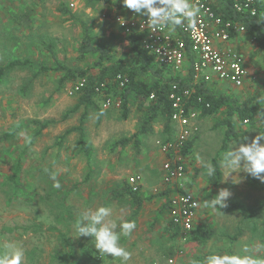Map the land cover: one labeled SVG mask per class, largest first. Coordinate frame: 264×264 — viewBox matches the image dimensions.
Listing matches in <instances>:
<instances>
[{
  "label": "rangeland",
  "instance_id": "rangeland-1",
  "mask_svg": "<svg viewBox=\"0 0 264 264\" xmlns=\"http://www.w3.org/2000/svg\"><path fill=\"white\" fill-rule=\"evenodd\" d=\"M110 1L113 3L92 0H0V66L12 61L31 60L53 67L57 60L71 68L90 69V73L96 75L98 70L89 68L91 59H77L80 27L59 11L62 5L72 15L89 24L97 45H105L118 58L130 61L127 36L111 23V13L117 8L113 4L122 1ZM71 4L75 7L71 8ZM104 14L111 19L104 20ZM42 42L54 43L53 54L43 48ZM239 46L247 60L250 77L245 89L230 90L227 94L241 101L249 96L255 97L257 103L264 107L263 51L245 39L240 40ZM32 72L30 68H16L0 85V135L26 126L22 133L30 137V142H26L25 135L20 133L16 141L0 145V256L4 254L7 243H15L25 250L21 264H50L54 249L59 244L58 233L51 231V226L56 225L53 216L60 212L66 215L65 210H71L79 222L68 219L67 224H57V228L68 234L77 250L82 242L94 245L91 239L79 236L75 226L80 223L84 211L103 205L112 208V218L117 222L123 219L136 223L132 234L122 236L120 240L121 245L132 254L127 264H193L212 253L247 255L264 261V243L261 240L264 234V182L238 169L236 171L239 172H233L226 178L229 170L221 166V183L210 186L204 173L196 172L211 163L221 148L226 131V128L218 126L221 114L203 119V128L197 137L188 170L190 173L181 185V190L193 194L200 202L198 225L214 228L218 236L205 245L184 242L170 228L167 209L170 195L163 194V181L157 185L150 178L148 184L143 185L140 195L145 202L137 216L134 215V202L128 193L122 191L129 176L135 173L150 175L153 168L162 170L160 149L156 142L164 138V132L161 133L163 127L156 126L155 134L142 139L144 148H141L140 157L131 147L127 150L114 149L120 138L136 133L139 112L132 101L130 116L124 120L120 99H113L116 103L109 109H104L103 100H98L101 116L89 110L85 124L88 138L96 151L92 164L94 171L90 173L85 157L79 153L74 134L62 146L56 145L66 130L79 125L85 113L81 108L63 120L65 114L78 104V95H70L75 82L68 83L58 91L60 75L50 72L38 77L29 93L23 95L22 86L31 78ZM45 121H56L57 124L32 141L39 128L34 122ZM236 130L238 136L230 140V149L236 142L250 143L256 135L264 133L262 127L251 128L241 121H237ZM18 160L25 170L20 182L22 189L16 198L8 201L3 191L11 192V188L4 185V180L11 175ZM53 184L62 198L66 196L63 209L53 207V204L60 203L59 196H47ZM222 188L232 193L227 206L216 209L205 207V203L211 201ZM251 211H254L252 219L255 230L249 220ZM234 236L237 238L233 239ZM168 248L180 250L173 263L166 256ZM100 259L106 264H121L119 258L112 259L110 255Z\"/></svg>",
  "mask_w": 264,
  "mask_h": 264
},
{
  "label": "trees",
  "instance_id": "trees-1",
  "mask_svg": "<svg viewBox=\"0 0 264 264\" xmlns=\"http://www.w3.org/2000/svg\"><path fill=\"white\" fill-rule=\"evenodd\" d=\"M95 2H103L105 4H111L110 0H92ZM118 10L124 11L126 8L122 2L113 4ZM214 10L224 18V20H232L243 22L246 27L244 38L247 41L255 43L264 54V13L258 16H250L237 13L233 9L232 0H219L214 6ZM59 11L69 16L71 20L76 21L80 27L81 40L77 49L79 61H87L91 59L89 68L98 70L96 75L90 73V69H77L71 68L60 61L55 60L54 66L49 67L45 62H34L31 60L12 61L6 66H0V85L4 82L10 71L16 68H30L32 72L31 78L26 80L22 86L21 93L27 95L34 84L35 80L47 73L55 72L60 75L58 80V91H61L68 83L76 82L77 80L85 79V85L80 90L78 95V104L68 113L65 114L63 120H66L71 114L77 112L83 108L85 110L84 115L78 126L72 127L66 130L58 139L56 145L62 146L64 141L71 135L76 136L77 146L79 153L82 154L89 168V172L92 173L94 168L92 164L95 161L96 151L92 147V144L88 138L86 130V120L89 115V110H94L101 116L102 111L98 107V100H103L101 96L96 92V88L100 87L103 83L108 82L104 87V92L112 99L118 98L121 102L122 118L127 120L130 116L129 107L131 102L134 101L135 108L139 112L137 131L130 137L120 138L113 148L126 149L130 144L134 145L136 150L140 149L141 140L153 135L155 133V127H163L164 141L172 140L174 134V127L172 124V116L174 109L172 107L171 95L174 92V87L177 86L179 91L185 90L190 87L192 83V72L189 68L187 75L182 76L180 73L176 74L172 68L162 66L157 62L154 56L149 54L142 46L141 35L127 36L126 42L129 49L130 61L125 58H118L114 55L110 49L105 45H97L96 38L89 26L85 21L80 20L76 16L72 15L69 9L62 5ZM43 48L50 54L54 52V43H43ZM122 75L128 79V83L124 88H120L118 83L114 79ZM112 95V96H111ZM196 97H202L203 103L196 102ZM194 107L201 112V117H211L218 114L223 115V119L218 123V126L226 128L224 139L215 158L211 161V164L216 168V173L213 176L207 175L206 167L201 168L197 173L203 172L207 182L211 186H217L222 181V169L220 160L224 154L230 149V140L236 138L238 133L236 131V119L247 123L251 128L262 127L264 129V107L257 103V98L249 96L245 100L241 101L237 98H233L227 95L216 94L211 89H208L206 84H200L195 90L193 96ZM209 105V107H207ZM39 128L32 137V141H35L43 131L57 124L56 121L34 122ZM261 124V126H259ZM26 126H19L15 130L5 132L0 135V145L8 142H14L20 137V133L24 131ZM197 142V137L190 140L185 148L184 154L189 157L193 152L194 146ZM24 155V153H23ZM16 166L9 177L4 180V185L11 188V192L3 191L4 195L8 197V201L17 197L21 191V179L25 175V170L22 167V163L18 160ZM51 172H48L49 178H51ZM53 179V178H52ZM123 193H128L132 201L136 206L134 215L137 216L143 208L145 199L140 195V192L133 193L131 188L126 185L122 189ZM58 189L53 184L49 191V197L59 196L60 203L53 204L55 209L64 208L66 205V196L62 198L58 193ZM182 192H185L184 190ZM171 190L164 192V195H169ZM162 194V195H163ZM61 197V198H60ZM150 198H148L149 200ZM264 205V203H263ZM60 214L53 216L56 225L67 224L68 219L74 222H79L75 216L71 213V210H65ZM254 211L250 212L249 220L252 229L255 230V224L252 216ZM79 223H77L78 225ZM56 225L51 226V231L58 233L59 244L55 247V251L52 254V260L50 264H106L99 261L103 258L102 254L97 252L94 245L85 244L82 242L80 248L77 250L74 246L73 240L69 238L67 233L62 232ZM170 228L174 231L175 236L180 235V230L175 228L170 223ZM216 236L218 232L205 225L195 226L193 233L189 236L188 242L201 243L203 245L209 243ZM85 239H91V237H85ZM234 236L233 239H236ZM264 243V234L261 238ZM180 251V250H178ZM175 248H168L166 256L172 260L177 252ZM181 253V252H180ZM101 260V259H100ZM204 258L200 259L193 264H202Z\"/></svg>",
  "mask_w": 264,
  "mask_h": 264
},
{
  "label": "built area",
  "instance_id": "built-area-1",
  "mask_svg": "<svg viewBox=\"0 0 264 264\" xmlns=\"http://www.w3.org/2000/svg\"><path fill=\"white\" fill-rule=\"evenodd\" d=\"M216 0H194L202 10V15L194 26L184 21L174 32L166 28L153 30L147 26V17L134 13L130 9L123 13L102 16L111 21L126 36L141 35L143 48L162 66L172 68L176 74L187 75L191 68L192 83L182 92L174 87L171 95L174 113L172 124L174 134L172 140H158L157 147L166 156L162 165L163 182L167 190H171L167 209L170 223L180 230L179 238L184 242L193 233L198 211L199 200L191 193L182 192V184L186 178L187 157L184 154L187 143L199 132L200 110L194 107L193 96L200 84L212 82V77L241 89L245 87L249 77L246 60L242 54L229 48L234 37L243 35L246 27L243 22L224 20L215 10ZM233 9L242 16H258L264 13V0H232ZM71 8L75 5L71 4ZM114 81L124 88L128 79L118 75ZM108 82L96 88L103 98V108H111L116 101L105 94L104 87ZM85 85V79H79L72 84L70 95H77ZM196 102L203 103L202 97H196ZM121 103V102H120ZM117 103V106L120 105ZM209 107V105H207ZM128 186L133 193L141 191L142 178L134 175L128 178ZM185 191V190H184ZM173 259L170 263H173Z\"/></svg>",
  "mask_w": 264,
  "mask_h": 264
},
{
  "label": "clouds",
  "instance_id": "clouds-1",
  "mask_svg": "<svg viewBox=\"0 0 264 264\" xmlns=\"http://www.w3.org/2000/svg\"><path fill=\"white\" fill-rule=\"evenodd\" d=\"M122 3L126 9L147 17V26L159 31L166 28L169 32H174L184 21L189 26H194L202 15L201 7L194 0H122ZM22 135H25L26 142H30V137L24 133ZM221 166L229 170L226 178L233 172L243 170L264 182V175H261L264 174V133L256 135L250 143L236 142L224 154ZM205 167L208 176L215 175L216 168L211 163ZM56 186L59 187V184ZM231 195L229 189L222 188L211 201L205 203V207L224 208ZM112 217L113 210L110 206L88 209L81 214L80 223L75 226L76 231L79 236L91 237L95 249L103 256L110 255L112 259L119 258L121 264H127L132 254L121 245L120 240L122 236L129 237L132 234L136 223L123 219L117 222ZM24 256L25 250L22 246L7 243L4 254L0 256V264H21ZM203 264H264V261L247 255L212 253L204 258Z\"/></svg>",
  "mask_w": 264,
  "mask_h": 264
},
{
  "label": "crops",
  "instance_id": "crops-1",
  "mask_svg": "<svg viewBox=\"0 0 264 264\" xmlns=\"http://www.w3.org/2000/svg\"><path fill=\"white\" fill-rule=\"evenodd\" d=\"M112 1H114V0H112ZM122 1V0H121ZM215 3L217 4V3H219V0H216L215 1ZM123 13L122 11H120V10H118L117 8H116V10H114V12H112L111 13V15H117V14H119V13ZM114 26H116L113 22H111ZM242 39H245L244 38V34L242 35H238L237 37H234L233 38V40L231 41V43L228 45V47L229 48H232L233 50H235V51H237V52H239L240 54H244L243 53V50L241 49V47L239 46V43H240V40H242ZM246 40V39H245ZM247 41V40H246ZM244 56V55H243ZM245 58V57H244ZM245 60H246V58H245ZM246 64H247V67H248V63H247V60H246ZM249 70V69H248ZM249 77H250V73H249ZM249 77H248V79H247V82H246V85H245V87H243V88H241V89H238V88H236V87H234L233 85H231V84H229V83H226V82H221V81H219V80H217V78H215V76H213L212 77V82L211 83H208V84H206V86H207V88L208 89H211L212 91H214L216 94H219V95H227V96H230L229 94H227L230 90L231 91H235L236 89L237 90H243V89H245L246 88V86L248 85V80H249ZM231 97H233V96H231ZM218 115H220V114H218ZM212 117V116H211ZM222 117V119H223V115L221 116ZM206 118H209V117H206ZM203 119L204 118H202L201 117V114H200V120H199V126H200V129H199V132H198V134L194 137V138H196V137H198L199 135H200V133H201V131H202V128H203ZM221 119V120H222ZM237 121H239V120H237L236 119V128H237ZM203 123V124H202ZM159 127H161V126H159ZM156 128V127H155ZM223 128V127H222ZM156 131V130H155ZM237 131V130H236ZM163 132V130L161 131V133ZM238 133V132H237ZM155 134V133H154ZM162 135V134H161ZM163 136H164V133H163ZM161 139H163V138H161ZM143 140H141V146H140V149L139 150H136L135 148H134V145L133 144H130L126 149H124V150H127V149H129L130 147L132 148V149H135L136 150V153L137 154H140V155H137L138 157H140L141 156V148H144L143 147ZM194 149H195V146H194ZM194 149H193V152H194ZM193 152L191 153V155L189 156V157H187V170H186V175H188L190 172L188 171L189 170V167H191V164H192V157H193ZM160 158H161V160H162V165H163V163L165 162V160H166V156L160 151ZM215 158V157H214ZM194 161V160H193ZM198 171V170H197ZM196 171V172H197ZM134 175H138V176H140L141 178H142V186H141V190H142V187H143V185H146V183L148 182V180L151 178L152 180V182H155V183H157V185H160L161 184V182L163 181V170H161L160 168H157L156 170H155V168H153L152 169V171H151V173H150V175H145L144 173H140V174H133V175H131V176H134ZM131 176H129V177H131ZM185 182V181H184ZM148 184V183H147ZM186 184H187V187H188V181L186 182ZM209 184V183H208ZM127 185H128V180H127ZM210 185V184H209ZM211 186V185H210ZM162 189H165L164 190V192L166 191V192H168L169 191V189L167 190V186H165V184H164V182H163V187H162ZM171 194V193H170ZM169 194V195H170ZM200 207H199V211H198V216H197V220H196V226H200V225H198V219H199V215H200ZM177 256V255H176ZM175 256V257H176ZM174 257V258H175Z\"/></svg>",
  "mask_w": 264,
  "mask_h": 264
}]
</instances>
